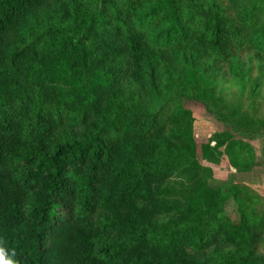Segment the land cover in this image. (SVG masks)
Listing matches in <instances>:
<instances>
[{
    "label": "trees",
    "instance_id": "1",
    "mask_svg": "<svg viewBox=\"0 0 264 264\" xmlns=\"http://www.w3.org/2000/svg\"><path fill=\"white\" fill-rule=\"evenodd\" d=\"M83 1L57 3L53 21L11 43L46 0H0V257L11 264H264L255 256L264 220L248 217L253 202L239 203V184L210 187L195 176L191 123L172 120V101L157 110L109 102L92 117L107 91L81 107L61 104L51 85L32 99L23 84L39 58L54 55L80 72L111 67L140 83L145 63L166 48L176 56L195 34L206 55L238 71L239 52L264 53L258 21L241 24L220 0H94L88 9ZM13 83L20 94H11ZM63 118L86 127L85 135L49 143ZM143 153L150 158L141 164ZM174 175L182 179L177 189L165 184ZM231 199L238 220L224 214ZM207 252L212 259L202 263Z\"/></svg>",
    "mask_w": 264,
    "mask_h": 264
},
{
    "label": "rangeland",
    "instance_id": "2",
    "mask_svg": "<svg viewBox=\"0 0 264 264\" xmlns=\"http://www.w3.org/2000/svg\"><path fill=\"white\" fill-rule=\"evenodd\" d=\"M70 1L46 0L28 16L26 28L15 31L9 42L27 39L28 31L56 18L52 9L56 6L53 10L56 11L57 3L68 5ZM220 1L226 12L240 19L241 24L244 25L245 20L251 17L253 21H258V28L264 30V0H237L236 9L228 0ZM94 3V0H84L82 8H91ZM153 26L160 29L157 23ZM149 35L152 37L151 33ZM198 36L193 35L186 46H177L176 56L166 48L155 61L145 63L140 83L131 77L116 76L110 71L111 67L85 73L73 69L65 55L41 57L32 65V71L23 81L25 91L33 99L37 88L51 85L56 88L57 100L61 104L77 103L81 107L93 106L92 102L98 94L107 91V96L102 95V101L95 104L97 108H90L89 115L92 117L103 112L109 102L115 108L120 106L119 103H125L131 107L152 105L157 110L172 101L167 110L172 120L183 118L191 123L192 163L199 167L195 176L206 177V184L210 187L223 188L227 183L242 186L239 203L246 202V197L250 196L253 204L245 211L248 217L255 218L257 224L264 220V53L256 49L242 50L234 60L238 62L239 70L236 71L233 62L215 60L206 55L202 44L196 42ZM10 87L14 89L12 95L20 94L17 83ZM201 91L210 97H204ZM109 96L111 98H107ZM28 105H32V100ZM19 107L20 104H17ZM27 112L29 107L23 114ZM217 115L223 117L218 120ZM168 126L165 127V134L168 133ZM85 128L83 125L67 124V118H63L47 141L77 140L85 135ZM212 135H219V141L223 142L217 144ZM223 135L226 139L222 138ZM142 155L144 157L141 156V159L145 160L140 163H147L146 159L150 156ZM181 180L174 175L165 184L177 189ZM184 187H188L186 182ZM224 214L233 220L239 219L237 204L232 199ZM106 215L111 216L112 210H107ZM253 229L258 228L254 226ZM259 240L255 256L264 263V232ZM222 252L235 251L226 247ZM211 259L210 252L200 256L202 263Z\"/></svg>",
    "mask_w": 264,
    "mask_h": 264
},
{
    "label": "clouds",
    "instance_id": "3",
    "mask_svg": "<svg viewBox=\"0 0 264 264\" xmlns=\"http://www.w3.org/2000/svg\"><path fill=\"white\" fill-rule=\"evenodd\" d=\"M0 264H11V261L5 262L2 257H0Z\"/></svg>",
    "mask_w": 264,
    "mask_h": 264
}]
</instances>
